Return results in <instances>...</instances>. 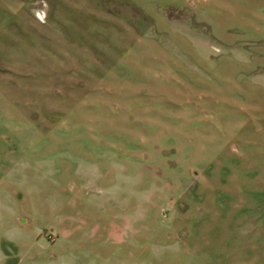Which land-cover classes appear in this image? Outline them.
I'll return each instance as SVG.
<instances>
[{
    "label": "rangeland",
    "instance_id": "374dc122",
    "mask_svg": "<svg viewBox=\"0 0 264 264\" xmlns=\"http://www.w3.org/2000/svg\"><path fill=\"white\" fill-rule=\"evenodd\" d=\"M0 264H264V0H0Z\"/></svg>",
    "mask_w": 264,
    "mask_h": 264
}]
</instances>
